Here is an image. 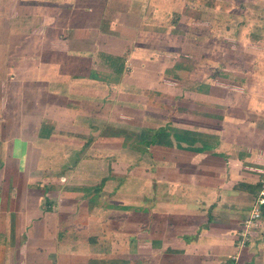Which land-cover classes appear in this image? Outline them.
Masks as SVG:
<instances>
[{
    "label": "crops",
    "instance_id": "0c3cea01",
    "mask_svg": "<svg viewBox=\"0 0 264 264\" xmlns=\"http://www.w3.org/2000/svg\"><path fill=\"white\" fill-rule=\"evenodd\" d=\"M240 1L231 58L209 27L186 44L162 0H0V264H264V214L241 244L264 190V0ZM148 90L172 97L154 126Z\"/></svg>",
    "mask_w": 264,
    "mask_h": 264
},
{
    "label": "rangeland",
    "instance_id": "374dc122",
    "mask_svg": "<svg viewBox=\"0 0 264 264\" xmlns=\"http://www.w3.org/2000/svg\"><path fill=\"white\" fill-rule=\"evenodd\" d=\"M162 12L168 11L169 14L166 15L164 19V25L170 26L173 23L175 26L174 29H171L176 34H180L182 39H185L186 44L190 43L192 46V40L196 39L198 43L202 44V50H203V43L205 42V38H208V35L205 34L204 29L206 27H209L213 29L214 35L216 38H214V41L220 42L222 40V36L224 38V41L227 42V49H223L225 52L224 57L226 56V53L231 57L234 58L236 56V50L232 49V42L237 40L236 32L233 29H236L239 25L240 19L237 16L238 8H240V3L242 1L240 0H231V2L227 3L225 0H182L183 6L178 8L179 6L173 5V0H162ZM178 1V0H174ZM187 1V2H185ZM252 2V1H251ZM181 4V2H180ZM176 5V4H175ZM252 8V7H251ZM180 12H179V11ZM251 9L248 10L247 13H251ZM167 13V12H166ZM221 14H225L226 17H230L227 19L217 17L221 16ZM252 23V22H251ZM252 25V24H251ZM173 26V25H172ZM223 28H232L229 29L227 34L221 35L220 30ZM179 30L176 32V30ZM197 29V30H196ZM196 30V31H195ZM173 33V34H174ZM232 49V50H231ZM214 59H218L219 57H222L221 50L217 49L215 51V54L213 55ZM229 57V58H230ZM168 65V64H167ZM183 68L184 70L188 71V67L185 66ZM204 66H198L197 69L201 73L200 69L203 70ZM214 69V68H213ZM203 75V74H201ZM165 83L169 84L172 83L170 79H166ZM149 91V97L146 99L148 102V105L151 106L150 112H149V125H155L157 122H162L160 119L161 114H158L154 108H156V105L158 106H165L167 109L170 107L168 103H170V99H172L171 96H165V100L158 101L156 98L153 97L152 92ZM172 107L168 109L170 111ZM165 115V114H164ZM171 115V114H170ZM172 116V115H171ZM168 117V122L172 123V117ZM118 118H121L123 120V115L119 116ZM140 119V116L137 117V120ZM184 118L181 120L183 121ZM104 121V120H103ZM106 124V122H102V125ZM137 134H131L132 137H135ZM149 137V136H148ZM24 143H21L20 145L17 144L21 148L17 152V154H21ZM41 169H44L43 167Z\"/></svg>",
    "mask_w": 264,
    "mask_h": 264
},
{
    "label": "built area",
    "instance_id": "2783aa9c",
    "mask_svg": "<svg viewBox=\"0 0 264 264\" xmlns=\"http://www.w3.org/2000/svg\"><path fill=\"white\" fill-rule=\"evenodd\" d=\"M263 207H264V190H262L259 193V196L253 205L250 216L245 222V233L243 235V240L241 241V244H244L247 235L251 236L252 232L258 228L260 218L264 211ZM237 261H238L237 258H232V261H229L224 264H239Z\"/></svg>",
    "mask_w": 264,
    "mask_h": 264
},
{
    "label": "trees",
    "instance_id": "16d2710c",
    "mask_svg": "<svg viewBox=\"0 0 264 264\" xmlns=\"http://www.w3.org/2000/svg\"><path fill=\"white\" fill-rule=\"evenodd\" d=\"M264 208V207H263ZM264 214V211H263V213H262V215Z\"/></svg>",
    "mask_w": 264,
    "mask_h": 264
}]
</instances>
